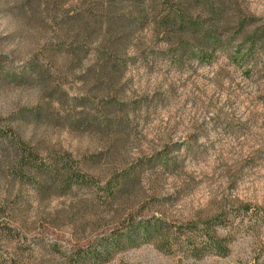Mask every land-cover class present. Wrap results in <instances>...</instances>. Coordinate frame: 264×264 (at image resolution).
Masks as SVG:
<instances>
[{
  "label": "trees",
  "instance_id": "1",
  "mask_svg": "<svg viewBox=\"0 0 264 264\" xmlns=\"http://www.w3.org/2000/svg\"><path fill=\"white\" fill-rule=\"evenodd\" d=\"M0 4V14L21 21L16 28L18 43H33L12 78L17 85L40 90L36 104L0 117L4 151L0 171L11 186L12 196L5 199L10 209L17 207L27 184L40 198L86 190L81 207L101 203V209L113 211L118 221L132 219L137 204L156 197L155 190L147 191L146 180L157 169H178L179 162L167 146L147 156H133L130 150L135 121L147 115L154 100L163 99L160 93L132 98L127 87L133 66L184 70L225 56L249 74L264 75V17L255 14L247 0H2ZM73 85H80L79 90L71 92ZM24 121L96 136L99 146L76 155L66 149L43 154L23 135ZM224 217L225 212H217L192 219L186 223L190 232H181L184 237L178 240L165 216H142L125 227L123 240L103 248L152 242L166 252L181 246L194 257L210 250L227 256L231 240L219 233ZM190 234L200 240L193 241Z\"/></svg>",
  "mask_w": 264,
  "mask_h": 264
},
{
  "label": "rangeland",
  "instance_id": "2",
  "mask_svg": "<svg viewBox=\"0 0 264 264\" xmlns=\"http://www.w3.org/2000/svg\"><path fill=\"white\" fill-rule=\"evenodd\" d=\"M247 1L264 17V0ZM20 24L0 14L2 118L40 99L37 87L17 85L12 78L33 48L30 41L18 43ZM128 76L132 98L154 93L163 98L135 121L129 145L133 156L167 146L179 168L154 171L145 187L155 190L156 197L137 204L128 221H118L101 203L81 207L86 190L40 198L31 184L24 187L17 207L7 208L11 186L0 171V264H264V75L249 74L223 56L184 70L133 66ZM79 88L73 85L70 91ZM2 124L6 129L8 121ZM21 128L43 154L66 149L76 155L99 146L96 136L25 121ZM2 148L0 140V159ZM217 212H225L219 233L231 240L227 256L210 250L194 257L181 246L166 252L152 242L103 248L123 240L125 227L142 216H165L179 240L181 232H190L187 222ZM199 230L195 232L201 234Z\"/></svg>",
  "mask_w": 264,
  "mask_h": 264
}]
</instances>
